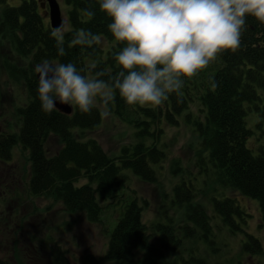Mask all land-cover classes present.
I'll return each mask as SVG.
<instances>
[{"label":"trees","instance_id":"trees-1","mask_svg":"<svg viewBox=\"0 0 264 264\" xmlns=\"http://www.w3.org/2000/svg\"><path fill=\"white\" fill-rule=\"evenodd\" d=\"M5 1L0 0V5ZM64 3L68 6V28L63 30L62 41L64 56L58 55V37L52 36L50 22H43L42 14L48 10L41 9L43 0H20L18 6L6 5L0 12V42L8 44L20 62L27 65L17 68L4 61L0 62V71L3 68L11 81L23 84L28 100L16 107L17 130L0 133V161L10 162L15 148L26 151L30 164L28 193L62 203L67 213L81 214L90 224L101 222L109 204L112 209L122 206L106 232L104 259L108 262L245 264L246 257L264 256L260 241L246 231L251 215L236 200H256L258 226H264V148L253 152L247 147L253 134L247 127L248 115L257 113L256 127H264V23L249 16L240 46L219 53L211 65L195 76L182 78L180 92L168 94L159 106L128 105L114 90L113 100L107 104L98 100L89 112L73 106L70 115L57 110L46 113L41 110L35 72V65L43 60L73 62L89 78L103 72L100 79L109 83L110 77L121 71L115 55L125 45L108 31L111 20L100 11V0ZM86 10L94 15H85ZM79 30L98 35L101 43L91 47L73 45L71 41ZM105 116L130 131V142L122 144L115 155L106 153L95 138L83 139L86 132H94L103 124ZM182 122L196 137L195 159L187 167L179 161L172 163L171 176L176 178L171 188L173 199L164 194L158 220L147 225L142 213L149 208L148 202L141 201L137 189L131 188L127 171L132 173L134 183L159 185V170L168 154L163 144L164 125L175 127ZM51 135L61 143L53 156L45 149ZM184 173L206 176L214 186V195L195 192L193 185L183 180L177 183V176ZM220 190L228 191L217 198ZM201 196L206 201L200 200ZM183 207L184 219L179 224L178 218L167 212L175 209L182 218ZM221 231L243 236L238 259H217L222 253L221 244H217ZM153 238L159 239L165 249L153 243ZM192 240L208 256L197 255V248L184 247ZM52 249L55 264H70L65 252L56 246ZM0 264L11 263L0 258Z\"/></svg>","mask_w":264,"mask_h":264},{"label":"rangeland","instance_id":"rangeland-1","mask_svg":"<svg viewBox=\"0 0 264 264\" xmlns=\"http://www.w3.org/2000/svg\"><path fill=\"white\" fill-rule=\"evenodd\" d=\"M37 1L40 3L42 0ZM56 2L59 6L61 19L64 22L63 30H65L68 28L66 19L68 6L64 3V0H56ZM43 3L47 5L49 10V2L43 0ZM19 4L20 0H6L4 4L0 5V12L6 5L16 7ZM42 5L41 9L44 7ZM42 15L43 22L48 24L50 22L49 12L47 16L44 13ZM4 61L17 66V68L18 66L23 67V65L27 67L26 64L20 62L8 44L0 42V62L3 63ZM27 102L23 84L11 81L7 71L1 68L0 133L6 130L8 133H13L17 130L16 107L25 105ZM258 119V114L254 112L247 117V127L253 131L247 142V147L253 152H257L259 147L264 148V127H256ZM164 126L166 135L163 137V144L167 146L168 154L166 162L159 170V185L134 183L133 178H131L132 175H130L132 173L127 171L130 173L128 176L131 188L137 189L136 194L141 201L148 202L149 208L142 213V221L147 225L158 220V210L163 205V200H165L164 194L167 193L169 198L172 196L173 199L171 188L176 183V178L171 176L172 163L179 161L187 167L195 159L194 149L197 142L191 129L187 128L183 122L175 127ZM115 134L117 135L115 136ZM88 137L99 141L106 153L110 155H115L122 144L129 143L131 140L128 129L112 122L106 116L103 124L94 132H86L83 139ZM60 147L61 143L53 135L49 137L45 144L46 152L50 156L55 155ZM27 157L28 153L26 151L15 148L10 162L0 161V258L11 264H55L52 248L56 246L66 253L70 264H93L94 261L95 264H117L104 259L108 245L106 232L111 227L114 218L120 215L122 206L116 205L112 209L111 204H109L101 222L90 224L81 214L67 213L62 203L54 202L50 198L32 197L27 188L30 171ZM127 172H122V174ZM133 177L138 179L136 176ZM207 179L204 175L184 173L177 176V183L182 180L191 183L195 192H203L211 197L214 195V186ZM228 190H220L216 197L222 198L223 194H226L225 191L232 193L230 189ZM232 191L236 195L239 194L235 190ZM200 200L206 201V198L201 196ZM236 200L251 215L246 231L256 237L264 249V226L261 228L258 226L260 217L257 201L246 198L244 201L237 198ZM181 210L182 218L181 212L175 209H169L167 213L174 219L178 218L176 222L180 224L184 219L185 207ZM223 232L221 231V235L217 236V244H221L220 249L222 252L217 259L223 260L229 256L235 258L240 251L243 236L241 234L230 236V234ZM199 239H195L197 243H199ZM153 243L163 246L157 238H153ZM163 247L165 249V246ZM184 247L197 248V255H199L198 253L200 255L205 253L201 245H195L193 240L186 242ZM238 258L236 257V259ZM243 262L245 264H264V256L255 255L252 256V259L246 257Z\"/></svg>","mask_w":264,"mask_h":264},{"label":"clouds","instance_id":"clouds-1","mask_svg":"<svg viewBox=\"0 0 264 264\" xmlns=\"http://www.w3.org/2000/svg\"><path fill=\"white\" fill-rule=\"evenodd\" d=\"M100 11L111 20L112 37L125 45L115 55L121 71L109 83L100 79L103 72L89 78L73 62L43 60L35 65L42 111L51 113L59 102L89 112L98 100H113L114 90L128 105L159 106L168 94L180 92L182 78L238 48L249 16L264 23V0H100ZM85 15L94 13L86 10ZM52 36L58 37V55L64 56L63 27ZM71 43L91 47L101 40L79 30Z\"/></svg>","mask_w":264,"mask_h":264},{"label":"water","instance_id":"water-1","mask_svg":"<svg viewBox=\"0 0 264 264\" xmlns=\"http://www.w3.org/2000/svg\"><path fill=\"white\" fill-rule=\"evenodd\" d=\"M47 1L49 2V17H50L51 28L56 30L57 28H60L61 26L63 27L64 22L61 19L59 6L56 0H47ZM36 79L38 81V73L36 74ZM56 110L62 114L70 115L72 114L73 107L70 105H65V104H61L57 102Z\"/></svg>","mask_w":264,"mask_h":264},{"label":"flooded vegetation","instance_id":"flooded-vegetation-1","mask_svg":"<svg viewBox=\"0 0 264 264\" xmlns=\"http://www.w3.org/2000/svg\"><path fill=\"white\" fill-rule=\"evenodd\" d=\"M42 6H44V7L42 8L43 10H44V9H45V10L47 9V5H46V4L43 3ZM44 14L47 16V15H48V10H46Z\"/></svg>","mask_w":264,"mask_h":264}]
</instances>
